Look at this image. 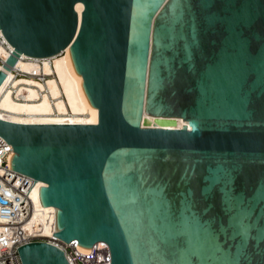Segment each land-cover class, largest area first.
Instances as JSON below:
<instances>
[{
  "label": "water",
  "instance_id": "95a60500",
  "mask_svg": "<svg viewBox=\"0 0 264 264\" xmlns=\"http://www.w3.org/2000/svg\"><path fill=\"white\" fill-rule=\"evenodd\" d=\"M82 1L79 20L75 3ZM22 52L69 46L96 123L0 118L54 235L110 264H264V0H0ZM23 264H68L33 240Z\"/></svg>",
  "mask_w": 264,
  "mask_h": 264
},
{
  "label": "bare ground",
  "instance_id": "6f19581e",
  "mask_svg": "<svg viewBox=\"0 0 264 264\" xmlns=\"http://www.w3.org/2000/svg\"><path fill=\"white\" fill-rule=\"evenodd\" d=\"M82 1L75 3L80 20ZM0 57L5 60L13 46L2 30ZM6 41V47L2 41ZM43 62L37 64V58ZM30 58V59H28ZM2 63H0V68ZM14 69L24 72L52 74L41 81L34 76L15 75L10 68L0 84V118L23 123H96L98 108L91 106L81 86L82 75H77L73 66L69 46L60 53L47 56H31L22 52L17 56ZM32 190L34 207L30 225L41 224L44 234H50L49 221H56V207L42 204L38 186L46 185L43 180L35 179Z\"/></svg>",
  "mask_w": 264,
  "mask_h": 264
},
{
  "label": "built area",
  "instance_id": "2783aa9c",
  "mask_svg": "<svg viewBox=\"0 0 264 264\" xmlns=\"http://www.w3.org/2000/svg\"><path fill=\"white\" fill-rule=\"evenodd\" d=\"M2 43L8 47L6 41L3 40ZM3 61L0 57V63ZM36 61L40 65L43 57H38ZM13 66L11 69L15 75H32L41 81L52 75L40 70L24 72ZM11 151L12 144L0 135V264H23L18 247L33 240L47 241L61 248L68 264H110L111 253L104 240H98L91 246H83L76 238L66 242L55 236L56 221L48 222L50 234H44L41 224L30 225L34 207L32 190L36 181L32 176L12 168L8 153ZM39 187L40 185L38 191Z\"/></svg>",
  "mask_w": 264,
  "mask_h": 264
}]
</instances>
